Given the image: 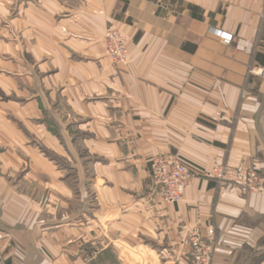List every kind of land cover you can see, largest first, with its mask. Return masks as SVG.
Here are the masks:
<instances>
[{
	"label": "crops",
	"instance_id": "crops-1",
	"mask_svg": "<svg viewBox=\"0 0 264 264\" xmlns=\"http://www.w3.org/2000/svg\"><path fill=\"white\" fill-rule=\"evenodd\" d=\"M2 20L0 264H191L209 225L212 264H264V193L201 177L165 204L149 168L264 175V0H0Z\"/></svg>",
	"mask_w": 264,
	"mask_h": 264
},
{
	"label": "built area",
	"instance_id": "built-area-1",
	"mask_svg": "<svg viewBox=\"0 0 264 264\" xmlns=\"http://www.w3.org/2000/svg\"><path fill=\"white\" fill-rule=\"evenodd\" d=\"M107 55L112 64L127 66L130 62L128 44L124 36L110 29L105 36ZM229 42V40H225ZM250 73L264 78V68L251 69ZM245 93H243V97ZM150 178L154 195L165 204H178L194 179L206 177L217 186H231L241 195L264 193V175L255 168H235L216 164L205 172L172 154H161L149 160ZM191 264H212L216 246V232L211 225L195 229L187 237ZM0 243V258H1Z\"/></svg>",
	"mask_w": 264,
	"mask_h": 264
},
{
	"label": "rangeland",
	"instance_id": "rangeland-1",
	"mask_svg": "<svg viewBox=\"0 0 264 264\" xmlns=\"http://www.w3.org/2000/svg\"><path fill=\"white\" fill-rule=\"evenodd\" d=\"M5 29H6V22H5V20H2V24H1L0 30L2 31V34H4V35H5V33L3 31H5ZM2 40L3 41H6L4 37H2ZM2 43L4 44L5 42H2ZM0 44H1V42H0ZM3 54H5V53L3 52ZM127 254L128 255L126 257V260H127V263L128 264H136L135 261L138 262V263H140V264H147V263L148 264H151L150 263V260L148 259V256L144 255L143 253L140 254L138 252V254L137 253L136 254H133L132 251H128Z\"/></svg>",
	"mask_w": 264,
	"mask_h": 264
}]
</instances>
